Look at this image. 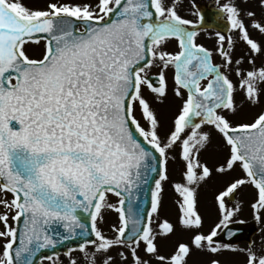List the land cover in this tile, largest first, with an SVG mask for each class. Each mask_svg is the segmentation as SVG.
Listing matches in <instances>:
<instances>
[{"label":"snow or ice","instance_id":"6c2138e0","mask_svg":"<svg viewBox=\"0 0 264 264\" xmlns=\"http://www.w3.org/2000/svg\"><path fill=\"white\" fill-rule=\"evenodd\" d=\"M212 5L0 0V264H264V0Z\"/></svg>","mask_w":264,"mask_h":264},{"label":"rangeland","instance_id":"374dc122","mask_svg":"<svg viewBox=\"0 0 264 264\" xmlns=\"http://www.w3.org/2000/svg\"><path fill=\"white\" fill-rule=\"evenodd\" d=\"M205 40H207V39H205ZM205 40H204V42H205ZM207 42L211 43L208 40H207ZM171 195H172L171 189L169 188L168 189V194H167V200H166V211L168 212L170 218L175 219V209H174V206L171 203ZM240 218L243 219L245 222H250L251 220H254L253 217H252L251 210L247 206H245L244 211L242 212V215H241ZM112 219H114V217H109V223H111ZM209 223H211V221H209ZM257 224H258V228L259 229L264 228V224H261V223H258V222H257ZM105 227H107V225H105ZM253 238L258 239L259 235L255 236ZM240 245L244 246L245 243L244 244L242 243ZM236 259H240V257H236Z\"/></svg>","mask_w":264,"mask_h":264},{"label":"water","instance_id":"95a60500","mask_svg":"<svg viewBox=\"0 0 264 264\" xmlns=\"http://www.w3.org/2000/svg\"><path fill=\"white\" fill-rule=\"evenodd\" d=\"M239 227L241 229V232L238 239L235 240L236 243L240 241H249V239L257 232L255 222H251L249 224H241L239 225Z\"/></svg>","mask_w":264,"mask_h":264},{"label":"flooded vegetation","instance_id":"af4514ba","mask_svg":"<svg viewBox=\"0 0 264 264\" xmlns=\"http://www.w3.org/2000/svg\"><path fill=\"white\" fill-rule=\"evenodd\" d=\"M198 3L205 9H213L212 0H198ZM205 43H208L205 40Z\"/></svg>","mask_w":264,"mask_h":264}]
</instances>
